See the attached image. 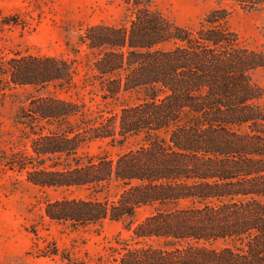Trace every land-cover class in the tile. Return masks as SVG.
<instances>
[{"label":"trees","instance_id":"16d2710c","mask_svg":"<svg viewBox=\"0 0 264 264\" xmlns=\"http://www.w3.org/2000/svg\"><path fill=\"white\" fill-rule=\"evenodd\" d=\"M124 2L126 21L90 24L80 40L98 50L94 76L104 94L137 100L89 115L74 100L31 95L19 110L29 148L5 164L37 185L84 189V197L44 205L45 216L72 229L131 222L151 206L121 241L119 264H264V87L253 76L264 49L239 40L222 6L184 26L153 0ZM1 62L13 87L75 84V67L62 56L15 53ZM96 139L132 145L115 157L82 150ZM218 239L226 244L212 246ZM40 250L51 264H88L55 241Z\"/></svg>","mask_w":264,"mask_h":264},{"label":"rangeland","instance_id":"374dc122","mask_svg":"<svg viewBox=\"0 0 264 264\" xmlns=\"http://www.w3.org/2000/svg\"><path fill=\"white\" fill-rule=\"evenodd\" d=\"M153 3L165 16L184 26L197 25L211 9L222 6L227 10L226 25L237 33L239 40L264 49V7L246 10L234 2L219 4L215 0ZM127 13L124 0H0V67L3 59L15 53L62 56L75 67V84L62 88L13 87L0 72V264H51L52 256L40 254V249L50 241H55L61 251L86 259L88 264H119L121 241L129 239L131 227L152 212L151 206L143 205L131 222L105 220L100 227L72 229L45 216L44 205L46 200L63 196L84 197V189L37 185L26 179L25 171L5 164L12 151L29 148L24 134L29 127L21 122L19 110L31 95L74 100L89 115L98 111L113 113L123 104L137 100L134 94H104L101 78L94 76L93 61L98 50L88 48L80 40L86 26L119 24L126 21ZM253 76L264 87V67L255 69ZM261 102L264 105V94ZM131 145L132 142L111 144L106 139H96L82 150L115 157ZM118 190L112 186L108 192L113 195ZM225 244L221 239L211 243L214 247Z\"/></svg>","mask_w":264,"mask_h":264}]
</instances>
